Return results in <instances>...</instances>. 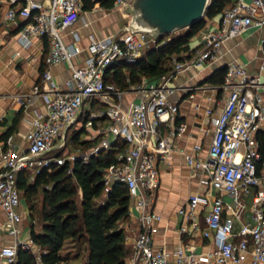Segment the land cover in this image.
<instances>
[{"label": "built area", "instance_id": "built-area-1", "mask_svg": "<svg viewBox=\"0 0 264 264\" xmlns=\"http://www.w3.org/2000/svg\"><path fill=\"white\" fill-rule=\"evenodd\" d=\"M8 6L0 27L10 24L16 29L18 42L26 47L34 36L45 37L47 51L43 69L27 92L16 93L15 100L24 113L27 124L25 148H17L11 135L0 138V207L4 226L12 236L11 243L0 247V257L7 263L15 260L17 247L38 248L31 238L22 237L24 212L20 209L21 194L16 186V173L26 169L34 173L41 168L88 159L121 138L127 143L116 154L115 161L103 169V191L114 182L128 189L133 208L137 211L139 231L125 264H239L248 255L249 264H264V164L255 132L264 119V33L260 38L259 63L253 72L245 63L230 60L222 83L213 84L224 91L221 107L210 116L212 135L203 156L187 155L192 174L205 175L207 191L191 194L178 209L182 222L178 232L187 238L200 234L209 238L213 248L196 251L192 243L182 241L173 253L153 246L155 223L160 215L152 209L159 185L158 161L168 160L174 141L186 128L178 119L177 100L171 98L174 87L171 79L189 67H200L218 57L224 41L247 29H264V0H231L219 13L215 25L201 32L195 46L172 57L171 68L154 78L141 77L139 83L122 90L114 82H105L106 68L117 61L133 63L143 51L158 46L156 38L142 31H133L127 24L111 35L91 39L85 46L86 55L77 63L81 52L78 31H71L73 40L66 42L62 32L72 26L82 10L80 0H1ZM131 0H114L122 7ZM128 22V21H127ZM8 29L0 30V44ZM67 63L68 75L57 81L50 67ZM189 87L188 96L193 97ZM138 94L127 104L122 103L125 92ZM40 99L41 105L27 110ZM198 107V103H195ZM81 120L87 139H96L79 153L68 152L71 146L69 128ZM197 148V145L194 146ZM229 196V201L223 199ZM250 203H247V197ZM249 208L251 218L233 227ZM230 216L223 217V213ZM183 239V238H182ZM38 253V252H37Z\"/></svg>", "mask_w": 264, "mask_h": 264}, {"label": "crops", "instance_id": "crops-1", "mask_svg": "<svg viewBox=\"0 0 264 264\" xmlns=\"http://www.w3.org/2000/svg\"><path fill=\"white\" fill-rule=\"evenodd\" d=\"M7 6L5 1L0 0V17L3 16ZM106 10L108 11L106 12ZM128 18L129 16L121 8L114 6L111 8L95 6L90 10L82 9L76 22L62 32L66 42L73 40L71 31L76 30L80 35L78 44L82 50L74 59V63L85 57L87 54L85 46L91 39L116 33L127 24ZM218 18L219 13L212 17H206L204 26L190 38L189 46H195L201 32L215 25ZM3 28L8 29L9 33L5 35L0 44V138L11 135L14 146L21 149L27 145L24 134L28 127L22 118L25 113L23 111H21L19 119L13 124L14 117L21 108L14 95L27 92L38 77L46 39L45 37L34 36L32 42L24 47L18 42L15 34L16 29L13 25L3 24L0 30ZM263 33L264 29L251 27L234 37H230L222 44L216 59L200 67H189L171 79L170 84L174 87L171 98L177 100L178 119L186 123V128L175 138L174 147L168 157L170 164L168 165L166 161H158L159 185L152 204V209L160 215L152 235L155 248H163L167 252L173 253L182 241L192 243L196 251H206L213 248V242L209 238L202 237L200 234L193 238H187L178 232V227L182 222L178 209L187 202L188 197L193 193H203L204 191H207L208 196L212 197L216 192L209 188L206 176L199 173L192 174L186 162L187 155L203 156L205 154L212 135L210 116L205 115V108L209 107L213 109V112L217 111L223 104L225 97L224 91L214 90L213 84L204 82L203 79L214 69L226 65L230 60L245 63L248 71H255L259 63L260 38ZM50 70L59 82H63L68 75L67 63L54 64ZM194 85L199 87L193 90V97H189L188 89ZM132 99H138V94L131 91L125 92L122 96V103L127 104ZM195 103H198V107L195 106ZM40 105L41 100L37 99L27 112H30L34 106ZM12 124V131L4 135L12 127ZM257 131L264 132V119L260 122ZM195 145L197 148H194ZM260 173H264V164L261 166ZM223 199L229 201V196L223 195ZM247 203H250L249 196ZM20 209L24 212L23 217H25V214H28V208L24 198H21ZM0 215L1 247L3 244L11 243L12 236L5 229V215L1 207ZM227 216H230L229 213L224 212L223 217ZM250 218L251 213L247 208L242 212L239 219H233L234 229L238 228L241 221H248ZM23 222L21 225L22 237L28 239L30 238L29 227L25 228ZM120 225H123L125 229V242L130 249L129 256L132 243L139 231L137 211L131 202L129 220ZM35 229L39 231L40 227ZM249 258L248 255L239 264H249ZM0 264H7V262L0 257Z\"/></svg>", "mask_w": 264, "mask_h": 264}, {"label": "trees", "instance_id": "trees-1", "mask_svg": "<svg viewBox=\"0 0 264 264\" xmlns=\"http://www.w3.org/2000/svg\"><path fill=\"white\" fill-rule=\"evenodd\" d=\"M231 0H210L204 17L184 28L182 32H172L157 38L162 42L143 51L133 63L117 61L110 64L104 73L105 82H114L118 88L126 90L140 82L141 77L154 78L171 68L173 56L181 58V51L189 48L190 38L205 24L206 17L221 12ZM83 10L95 6L111 8L114 0H80ZM42 54L39 72L43 69ZM226 65L214 69L203 81L220 84ZM22 109L17 111L13 124L19 119ZM10 127L4 135L13 129ZM258 147L264 159V132L255 134ZM71 145L81 144L88 148L96 139H80V130H74L69 138ZM127 143L117 137L108 149L92 154L88 159L75 158L71 171L68 162L51 166V170L41 168L33 174L26 169L16 173V186L27 203L29 215L38 217L40 230L29 227L32 242L38 253L31 249L17 247L15 260L7 264H125L130 249L125 242V229L121 223L129 220L130 197L128 189L121 182L111 184L103 191V169L115 161L116 154L125 150ZM258 163V170L261 169ZM40 194L39 207L35 197ZM74 245L75 252L63 251L66 242Z\"/></svg>", "mask_w": 264, "mask_h": 264}, {"label": "water", "instance_id": "water-1", "mask_svg": "<svg viewBox=\"0 0 264 264\" xmlns=\"http://www.w3.org/2000/svg\"><path fill=\"white\" fill-rule=\"evenodd\" d=\"M210 0H131L122 7L133 31L154 38L184 29L204 17Z\"/></svg>", "mask_w": 264, "mask_h": 264}, {"label": "rangeland", "instance_id": "rangeland-1", "mask_svg": "<svg viewBox=\"0 0 264 264\" xmlns=\"http://www.w3.org/2000/svg\"><path fill=\"white\" fill-rule=\"evenodd\" d=\"M100 11L102 12V10H100ZM107 11L108 10H106V12ZM183 30L184 29L178 30V31H176V33L177 32H182ZM82 125H83V122L81 120H79L76 123H74L68 130V136H70L74 130H80V139L84 138L86 136V134L83 131H81ZM83 148L84 147H82L81 144L80 145L79 144H76V145L74 144V145H71V146L68 147V152L79 153L81 150H83ZM24 202H25V199H24ZM35 204H36V206L39 207V205H40V194H38L35 197ZM25 205H26V207H28L26 202H25ZM0 217H1V215H0ZM37 218L38 217L36 216V214H34L33 216L29 215V213L25 214V217H23V219H24L23 220L24 221L23 224H24L25 228L26 227H30L31 224L34 225V228H39L40 225L38 223ZM63 251H70V252L74 253L75 252V248H74L73 243H71L69 241L66 242L65 246L63 248ZM33 252L37 253L38 252V248H36V249L34 248Z\"/></svg>", "mask_w": 264, "mask_h": 264}]
</instances>
